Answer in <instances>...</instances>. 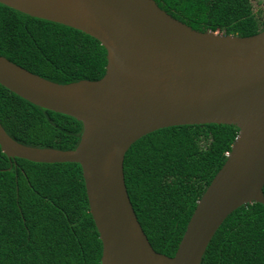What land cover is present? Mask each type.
<instances>
[{"label":"water","instance_id":"1","mask_svg":"<svg viewBox=\"0 0 264 264\" xmlns=\"http://www.w3.org/2000/svg\"><path fill=\"white\" fill-rule=\"evenodd\" d=\"M82 31L105 48L104 76L58 84L0 56V85L70 116L83 131L74 150L36 148L0 124V149L34 163H77L102 242L100 264H201L211 239L238 208L264 206V30L248 37L200 32L154 0H0ZM233 125L226 162L198 200L173 257L150 245L131 204L124 158L142 137L185 125Z\"/></svg>","mask_w":264,"mask_h":264},{"label":"trees","instance_id":"2","mask_svg":"<svg viewBox=\"0 0 264 264\" xmlns=\"http://www.w3.org/2000/svg\"><path fill=\"white\" fill-rule=\"evenodd\" d=\"M200 32L248 37L264 30V0H154ZM107 52L82 31L0 3V56L46 80L68 84L105 74ZM0 124L26 146L74 150L83 126L0 85ZM233 125L154 131L124 158L126 189L152 248L173 257L198 200L226 162ZM264 192V188H263ZM102 242L89 211L81 166L8 158L0 149V264H100ZM201 264H264V206L232 212Z\"/></svg>","mask_w":264,"mask_h":264}]
</instances>
